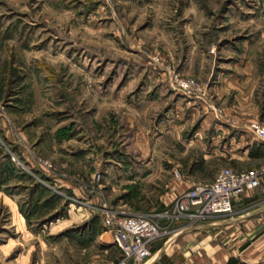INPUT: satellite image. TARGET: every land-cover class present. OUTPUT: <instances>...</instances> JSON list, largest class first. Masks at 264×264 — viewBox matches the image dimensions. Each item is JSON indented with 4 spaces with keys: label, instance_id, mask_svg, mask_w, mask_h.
Masks as SVG:
<instances>
[{
    "label": "rangeland",
    "instance_id": "374dc122",
    "mask_svg": "<svg viewBox=\"0 0 264 264\" xmlns=\"http://www.w3.org/2000/svg\"><path fill=\"white\" fill-rule=\"evenodd\" d=\"M123 28L132 51L121 44ZM242 62L255 67L253 99L221 102L215 79L238 76ZM177 77L197 79L207 100L178 92ZM149 88L155 105L138 101ZM121 93L158 111L144 168L131 146L136 126L112 112ZM177 99L252 139L250 121L264 124V0H0V172L10 170L0 175V253L37 264L55 253L48 246L79 236L75 226L89 215H153L163 197L169 203L173 181H189L164 161H177V145L167 148L175 135L159 141L157 125L177 119Z\"/></svg>",
    "mask_w": 264,
    "mask_h": 264
},
{
    "label": "crops",
    "instance_id": "0c3cea01",
    "mask_svg": "<svg viewBox=\"0 0 264 264\" xmlns=\"http://www.w3.org/2000/svg\"><path fill=\"white\" fill-rule=\"evenodd\" d=\"M121 21L122 25L129 27L126 16L122 17ZM125 32L123 28L122 32L118 33L120 37H124L123 40L120 39L121 44L125 45L127 50L132 51L133 40ZM251 65L252 63L242 62L239 65L240 74L238 76L215 79L212 92L216 98L222 102L235 95V99L240 101L252 100L255 88L247 85L253 76L249 70L255 68ZM197 69L199 76L204 77V74H207L205 66L201 67L203 71L200 68ZM135 81H128L125 90L130 89L129 86ZM130 94H125V97L123 93L113 96L111 102L117 108L119 106L123 108L120 110L115 108L112 112H121L120 115L126 119L127 127L133 129L136 126L138 136L132 141L131 146L142 153V158L137 161H140L143 165L141 168H144L150 165L146 151L151 153L150 141L154 135L150 136L149 132H153L150 128L155 125L153 119L158 111L155 112L150 107L140 108L133 101L135 96ZM157 95L152 94L151 88L145 89V92L139 95L138 101H145L143 105H155L159 100V95ZM152 100L154 104H150ZM165 102H167L166 99ZM174 111L177 115L174 122L169 120L157 125L158 134L161 136L159 141L167 135H175L174 142L167 148L171 149L177 145V161L175 158L164 161L168 165H177L189 181L186 180L183 184L178 181L175 183L173 179L167 193L170 202L167 203L164 200L166 198L163 197L161 203L150 210L152 211L150 214L169 210L175 200L192 187V182H213L223 168L245 171V166L256 168L264 166L263 142L253 136L248 141L244 134L235 133V130L228 125L218 123L212 113L194 106L190 108L189 104L180 105L179 99L174 102ZM199 117L202 119L201 124L195 128V122ZM183 118L186 120L183 121ZM251 122L260 121L252 120ZM140 138L141 145L138 144ZM92 193L90 200L96 209L101 201L97 193ZM125 206L119 205L118 209H124ZM234 210L233 217H222L210 222L197 223L190 229L179 233L177 229L189 223L186 220L175 223L171 227V234L153 243L152 256L142 264H264V179L260 188L245 194L243 198L234 203ZM96 217L89 215L88 222H81L75 226L83 227L79 236L74 237L70 234L64 236L63 248L48 246L49 251L53 249L55 253L48 252V255L40 259L37 264H118L122 259V254L115 246L112 234L104 227L101 216L99 219ZM75 227H68V229ZM10 255L12 254L1 252L0 264H28L29 259L26 261L8 259Z\"/></svg>",
    "mask_w": 264,
    "mask_h": 264
},
{
    "label": "built area",
    "instance_id": "2783aa9c",
    "mask_svg": "<svg viewBox=\"0 0 264 264\" xmlns=\"http://www.w3.org/2000/svg\"><path fill=\"white\" fill-rule=\"evenodd\" d=\"M173 84L178 92L188 98L204 102L207 100L206 91L195 78L177 77ZM247 129L254 138L264 143V124L251 122ZM263 179L264 166L245 171L223 168L213 182L194 184L164 212L129 216L103 211L104 227L112 234L114 244L122 254L118 264H142L149 259L152 256L153 243L171 234V227L175 223L184 220L189 223L177 229L179 233L197 223L233 217L234 203L245 194L260 188Z\"/></svg>",
    "mask_w": 264,
    "mask_h": 264
},
{
    "label": "trees",
    "instance_id": "16d2710c",
    "mask_svg": "<svg viewBox=\"0 0 264 264\" xmlns=\"http://www.w3.org/2000/svg\"><path fill=\"white\" fill-rule=\"evenodd\" d=\"M9 171H10L9 166L1 170L0 175H2L3 180H5L4 176L7 175L6 173H8ZM99 218H100L99 216L96 217V219H99Z\"/></svg>",
    "mask_w": 264,
    "mask_h": 264
}]
</instances>
